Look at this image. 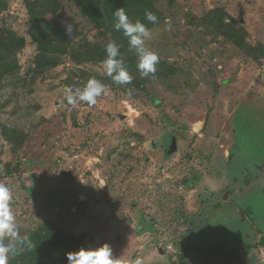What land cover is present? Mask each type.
<instances>
[{"label": "rangeland", "instance_id": "rangeland-1", "mask_svg": "<svg viewBox=\"0 0 264 264\" xmlns=\"http://www.w3.org/2000/svg\"><path fill=\"white\" fill-rule=\"evenodd\" d=\"M28 1L0 0V180L20 234L50 230L63 257L108 243L131 264L126 246L142 236L144 264H264V0H178L145 41L155 74L134 71L91 106L64 90L110 78L77 50L112 33L58 0L73 42L49 67ZM240 29L244 48L229 40ZM149 242L175 252L160 257ZM5 243L8 264L27 246Z\"/></svg>", "mask_w": 264, "mask_h": 264}, {"label": "trees", "instance_id": "trees-1", "mask_svg": "<svg viewBox=\"0 0 264 264\" xmlns=\"http://www.w3.org/2000/svg\"><path fill=\"white\" fill-rule=\"evenodd\" d=\"M82 12L87 18L99 27H104L113 35V41L119 47V55L117 59L122 62V66L128 69L129 74L138 70V54L135 49L129 44L128 38L124 36L122 31H117L115 28L116 17L115 11L123 8L133 22L140 20L146 24L151 30L156 24L163 18L165 10L176 4L178 0H77ZM58 0H34L28 1L29 13L32 18L31 33L34 40L39 44L40 51L46 56L47 64L49 67H54L59 64L60 56H52L58 52L62 53L68 48L69 44L73 41H66L68 36L67 30L62 27L57 18V12L59 10ZM153 12L158 17V22L153 24L145 19L146 12ZM209 19V18H206ZM219 28V27H218ZM239 33H232L229 40L236 43L238 46L247 45L245 36L247 31L240 29ZM14 39L13 42H15ZM20 44H23V40H16ZM250 54H258L261 50L249 47ZM79 54L78 61H97L103 62L106 59L105 46L100 47L97 44L87 43L83 48L77 50ZM264 55V54H263ZM5 63L3 55L0 57V67ZM135 71V72H134ZM102 81L105 86L109 84L118 85L112 78L97 79ZM84 86V85H83ZM46 231L49 232L46 234ZM31 238V242L34 247L28 250L27 246L23 247L20 251L17 259L10 264H20L21 260L28 262L29 264H68L67 257H63L61 251L57 252L56 246L53 243V237L48 229H41V231ZM43 239L48 240V243ZM264 244V237L261 240ZM48 244V245H47ZM254 247V246H253ZM252 247V248H253ZM195 248V247H194ZM202 250V249H201ZM219 251L221 254L225 253L224 249H218L217 247H210L203 249V252L214 253ZM186 251V250H184ZM60 252V253H59ZM235 251L228 252L230 255L235 254ZM185 255L182 256V262L185 261Z\"/></svg>", "mask_w": 264, "mask_h": 264}, {"label": "clouds", "instance_id": "clouds-1", "mask_svg": "<svg viewBox=\"0 0 264 264\" xmlns=\"http://www.w3.org/2000/svg\"><path fill=\"white\" fill-rule=\"evenodd\" d=\"M116 17L115 28L122 31L128 38L129 44L138 54V70L142 77H149L156 72V63L158 62L157 53L149 48L145 41L150 37L149 28L140 20L133 22L130 20L123 8L114 13ZM145 19L150 23H157L158 17L153 12H146ZM67 33H72L73 27L66 21ZM106 59L103 66L106 74L112 78L118 85H128L132 81V76L122 62L117 59L119 55L118 45L112 41L106 44ZM133 90L128 89V95H132ZM65 99L70 105H75L77 101L87 102L88 105H95L97 98L106 94L105 84L96 78L89 79L82 88H76L73 92L71 87L64 90ZM11 190L7 183L0 180V264H8L9 255L13 253V245L5 243L6 238L17 241L21 246L27 245L31 250L34 245L26 235L22 236L16 224L15 215L11 210ZM68 264H129L123 256L117 258L113 255V250L108 243L98 247H81L78 251L66 253ZM131 264H144L143 258L136 257Z\"/></svg>", "mask_w": 264, "mask_h": 264}, {"label": "crops", "instance_id": "crops-1", "mask_svg": "<svg viewBox=\"0 0 264 264\" xmlns=\"http://www.w3.org/2000/svg\"><path fill=\"white\" fill-rule=\"evenodd\" d=\"M191 192H193L195 194V192H197V190L193 189ZM193 195L190 194L189 197H192ZM142 238V236H138L137 238H134V242L133 244L127 245L126 248L130 249L131 251L135 250L138 254L137 257H141L143 256V249H146L147 245L144 243L145 239H140ZM149 244H151L156 250H158L159 252V256L160 257H171L172 253H170L167 248L166 250L163 249L162 245H160V247H156V245H154V243L149 242ZM176 257L173 258V260H175Z\"/></svg>", "mask_w": 264, "mask_h": 264}, {"label": "water", "instance_id": "water-1", "mask_svg": "<svg viewBox=\"0 0 264 264\" xmlns=\"http://www.w3.org/2000/svg\"><path fill=\"white\" fill-rule=\"evenodd\" d=\"M175 150H177V139H176V137H174L172 140V145L169 149V153L174 152Z\"/></svg>", "mask_w": 264, "mask_h": 264}, {"label": "built area", "instance_id": "built-area-1", "mask_svg": "<svg viewBox=\"0 0 264 264\" xmlns=\"http://www.w3.org/2000/svg\"><path fill=\"white\" fill-rule=\"evenodd\" d=\"M182 188H183V187H181V189H182ZM166 248H167V250H168L170 253H174V252H175L173 245H168Z\"/></svg>", "mask_w": 264, "mask_h": 264}, {"label": "bare ground", "instance_id": "bare-ground-1", "mask_svg": "<svg viewBox=\"0 0 264 264\" xmlns=\"http://www.w3.org/2000/svg\"><path fill=\"white\" fill-rule=\"evenodd\" d=\"M197 126H200V123H198Z\"/></svg>", "mask_w": 264, "mask_h": 264}]
</instances>
